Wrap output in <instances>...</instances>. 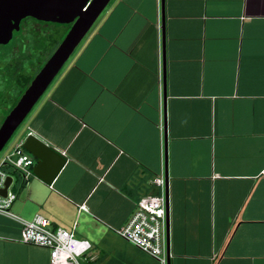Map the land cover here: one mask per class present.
Instances as JSON below:
<instances>
[{
    "label": "crops",
    "instance_id": "obj_1",
    "mask_svg": "<svg viewBox=\"0 0 264 264\" xmlns=\"http://www.w3.org/2000/svg\"><path fill=\"white\" fill-rule=\"evenodd\" d=\"M164 15L165 60L162 0L110 1L30 112L27 135L66 163L11 211L99 237L96 264H160L118 252L115 230L161 192L166 104L170 264H264V0H165ZM20 235L0 215V264H50Z\"/></svg>",
    "mask_w": 264,
    "mask_h": 264
},
{
    "label": "water",
    "instance_id": "obj_2",
    "mask_svg": "<svg viewBox=\"0 0 264 264\" xmlns=\"http://www.w3.org/2000/svg\"><path fill=\"white\" fill-rule=\"evenodd\" d=\"M110 1L111 0H0V45L9 44L13 38V32L18 31L21 21L28 17L45 22L72 24L64 40L35 76L28 89L0 127V152L28 117L36 103L44 95L45 91L93 27ZM164 3L165 0H162V47L165 60L166 34ZM165 84L166 78L164 70V86ZM164 133L166 142L165 181L167 198V246L168 255L170 256V194L167 169L166 104H164ZM23 147L37 160L33 168L34 175L46 184L52 185L66 163L65 158L33 134L25 139ZM10 183L11 178L7 180L6 188L2 190L3 195H6Z\"/></svg>",
    "mask_w": 264,
    "mask_h": 264
},
{
    "label": "built area",
    "instance_id": "obj_3",
    "mask_svg": "<svg viewBox=\"0 0 264 264\" xmlns=\"http://www.w3.org/2000/svg\"><path fill=\"white\" fill-rule=\"evenodd\" d=\"M29 135L31 133L27 137ZM24 141L25 139L0 160V215L21 226L19 242L48 249L50 264L94 262L95 258L92 255L94 246L90 240L77 238L74 231L63 228L52 229L51 221L42 215L38 214L33 219L26 220L11 211L17 200L16 179L5 168L20 174L22 181L26 183L34 176L33 168L37 162L36 158L24 149ZM9 178L11 183L6 195H3L2 190L6 188ZM153 183L161 189L160 194L142 199L128 223L115 230V233L160 264H169L165 176L156 177ZM81 210L87 211L85 206H82Z\"/></svg>",
    "mask_w": 264,
    "mask_h": 264
},
{
    "label": "flooded vegetation",
    "instance_id": "obj_4",
    "mask_svg": "<svg viewBox=\"0 0 264 264\" xmlns=\"http://www.w3.org/2000/svg\"><path fill=\"white\" fill-rule=\"evenodd\" d=\"M71 27L72 24H58L53 22H45L34 19L32 17H28L21 21L20 29L18 31L13 32V38L11 41L15 39L16 33L17 35L19 33V37L16 38L14 47L11 48L10 52L6 54H2V53L0 54V99L2 97V90L5 87L4 84L5 83L8 84L9 80L12 78L15 81V85L13 90L9 89V99L10 98L16 99L18 97L16 104L10 109V112L14 109V107L17 105V103L23 96V94L21 93L22 91L21 81L23 76V61H24L23 52H21V49L23 48V45H26L30 42L31 35H33L34 32L37 34H41V36H43L42 40L45 43V46L41 47V51L47 54L51 50L53 44H56L59 41V43L53 47L51 54H49V57L47 59L48 61L49 58L52 56V54L55 52V50L58 48V46L61 44V42L64 40V39L61 40L62 35L65 33L64 30L62 29H67V33H68ZM33 40L34 42H37L36 38ZM38 43H40V41ZM0 46H5V45H0ZM42 68L43 66L41 67V69ZM10 112L8 114H10ZM5 119L3 120V122L5 121ZM3 122L1 123L0 127L2 126Z\"/></svg>",
    "mask_w": 264,
    "mask_h": 264
},
{
    "label": "rangeland",
    "instance_id": "obj_5",
    "mask_svg": "<svg viewBox=\"0 0 264 264\" xmlns=\"http://www.w3.org/2000/svg\"><path fill=\"white\" fill-rule=\"evenodd\" d=\"M67 28V27H66ZM64 32H67V29H62ZM64 33V34H65ZM19 37V33L15 35V39L11 41L9 44L5 46H0V54H6L11 51V48L14 47L16 38ZM37 39V42H34L33 39ZM43 36L41 34L33 33L31 35V40L28 44L23 45V48L21 49V52H23V75H34L39 72V69L44 66L46 63L49 54H51L53 47L57 44H53L51 50L47 53L41 51V47L45 46V43L42 40ZM42 40V41H41ZM59 40V39H57ZM40 41V43H38ZM2 56V55H1ZM41 70V69H40ZM37 75V74H36ZM5 87L2 90V97L0 99V125L3 122V120L9 115L8 113L10 112V109L16 104L17 98H10L9 99V89L14 88L15 81L14 79H10L9 83L4 84ZM48 91V90H47ZM47 91L45 92L44 95H46ZM43 95V96H44ZM30 119V114L28 117L25 119V121L20 125V127L16 130L12 138L9 140V142L6 144L4 149L0 152V160L9 152L12 151V149L22 140L26 139L27 132H28V122ZM16 183H15V191L17 192L19 189H21V186L24 184L22 181L21 175L20 174H14ZM94 238H99V237H90L92 240L91 242H94L96 239ZM98 241V240H97ZM124 240L121 238H116V248L118 252H124L125 251V245L123 244ZM82 264H85L82 262ZM153 264H157L155 261H153Z\"/></svg>",
    "mask_w": 264,
    "mask_h": 264
},
{
    "label": "trees",
    "instance_id": "obj_6",
    "mask_svg": "<svg viewBox=\"0 0 264 264\" xmlns=\"http://www.w3.org/2000/svg\"><path fill=\"white\" fill-rule=\"evenodd\" d=\"M67 35V32L65 33V34H63L62 35V37H61V40H63L64 39V37ZM60 40V41H61ZM58 43H59V41H58ZM57 43V44H58ZM41 69V68H40ZM39 69V70H40ZM35 75L36 74H34L33 76L30 74V75H28V74H26V75H23L22 76V91H21V93L22 94H24L25 93V91L28 89V87L30 86V84H31V82L33 81V79H34V77H35ZM5 170L6 171H8V172H10L11 174H16V172H14V171H12L10 168H5ZM90 264H96L95 263V261L94 262H92V263H90Z\"/></svg>",
    "mask_w": 264,
    "mask_h": 264
}]
</instances>
